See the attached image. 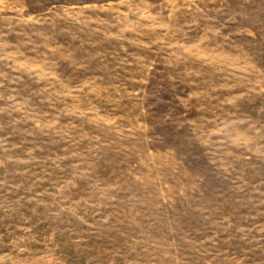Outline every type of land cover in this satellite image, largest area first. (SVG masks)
<instances>
[{
    "label": "rangeland",
    "instance_id": "rangeland-1",
    "mask_svg": "<svg viewBox=\"0 0 264 264\" xmlns=\"http://www.w3.org/2000/svg\"><path fill=\"white\" fill-rule=\"evenodd\" d=\"M0 264H264V0H0Z\"/></svg>",
    "mask_w": 264,
    "mask_h": 264
}]
</instances>
